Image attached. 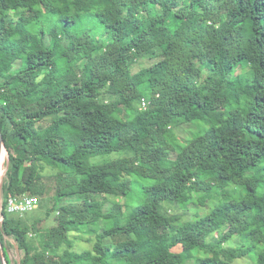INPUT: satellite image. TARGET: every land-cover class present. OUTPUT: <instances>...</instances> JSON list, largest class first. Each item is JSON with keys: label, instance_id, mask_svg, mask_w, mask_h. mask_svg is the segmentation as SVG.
Here are the masks:
<instances>
[{"label": "trees", "instance_id": "trees-1", "mask_svg": "<svg viewBox=\"0 0 264 264\" xmlns=\"http://www.w3.org/2000/svg\"><path fill=\"white\" fill-rule=\"evenodd\" d=\"M2 66L0 239L18 264H175L174 248L264 264V0H0ZM184 125L203 128L177 143ZM45 181L58 217L40 238L5 205Z\"/></svg>", "mask_w": 264, "mask_h": 264}, {"label": "rangeland", "instance_id": "rangeland-1", "mask_svg": "<svg viewBox=\"0 0 264 264\" xmlns=\"http://www.w3.org/2000/svg\"><path fill=\"white\" fill-rule=\"evenodd\" d=\"M172 26L171 29H173V22L170 24ZM83 28L84 27H90L91 28V24L84 22L83 23ZM92 32L93 33H97L98 29L97 28H92ZM25 43L20 44L18 47L24 45ZM21 51H19L17 54H19ZM156 61L155 60H148V59H143L141 60L140 64H142L143 67H148L151 66L152 64H154ZM4 66V65H3ZM3 66L0 69H5L7 66H5L3 68ZM237 74L240 72H236ZM49 121H46L44 123H42L41 125H45L48 124ZM118 125L121 127H125L127 126V122L122 118V116H119V120H118ZM191 125H184V127L179 128L178 130H176V142H183L184 140H186L187 138H190L192 135H196L198 133H200V130H202V126L198 127L197 125H193V127H190ZM192 128V130H191ZM116 156L118 157V154H112L111 158H116ZM6 158V157H5ZM4 158V162H3V166L1 171L6 169V159ZM99 161L102 160V158L98 159ZM5 178V176H4ZM4 180V179H3ZM42 183V181H41ZM44 187V189L46 190V193L44 194V199L43 198H38V206L36 207L35 210L31 211L30 214L24 215L22 217H20L21 220V226L24 228H27L28 231H30L31 229H39L38 231H40L39 233V237L43 238V232H49L52 227H54L57 224V212L53 211V207H54V200H53V195L55 194V184L53 181H45L42 185ZM253 194V192L251 193ZM2 195V194H1ZM114 200V201H113ZM74 201V200H72ZM108 204H115V205H120L122 204V199L121 198H108ZM212 203L208 202L207 206H211ZM190 206V208H189ZM188 206V210H185L183 212L180 211V213H182L184 215V218H190L193 216V214L195 213V211H197L198 213L204 214L206 213L208 210V207H201L198 206L195 207L194 204H190ZM197 208V210H196ZM263 212V205H259L257 207H255L251 214L249 215V219H253L255 216H260ZM73 216L69 215L67 216L66 220H70L72 219ZM17 219V218H15ZM100 228L104 227L103 223H99ZM223 230V228H222ZM30 235V232H29ZM216 235V233H215ZM67 239L68 241L71 242V247L70 250L74 251V252H83L85 250H90L95 242V234L93 233H84L82 231H71L69 232V234L67 235ZM42 240V239H40ZM2 245L5 246V248L7 249V254L10 260V264H18L20 261V252L18 251L17 248V244L15 242V240L11 237H7V236H3V239L1 240ZM234 242L236 244L239 243L238 239L234 240ZM65 248V246H63ZM172 256L174 258V260L176 261L175 264H188L190 261L188 259H186L185 254L181 251L180 248H174L172 249ZM192 255H196V253H193ZM190 256V255H189ZM234 264H253V262L249 259L246 258H242V259H238L235 260Z\"/></svg>", "mask_w": 264, "mask_h": 264}, {"label": "built area", "instance_id": "built-area-1", "mask_svg": "<svg viewBox=\"0 0 264 264\" xmlns=\"http://www.w3.org/2000/svg\"><path fill=\"white\" fill-rule=\"evenodd\" d=\"M38 199L36 197L14 198L9 197L6 201L5 211L8 214L23 215L36 209L38 206Z\"/></svg>", "mask_w": 264, "mask_h": 264}, {"label": "water", "instance_id": "water-1", "mask_svg": "<svg viewBox=\"0 0 264 264\" xmlns=\"http://www.w3.org/2000/svg\"><path fill=\"white\" fill-rule=\"evenodd\" d=\"M2 149H3V151L5 153V157H6L5 158L6 159V169L3 171L0 170V230H1V224L3 222V209H4V201H3V197L1 195V188L3 185V179H4V176L6 174V171L8 168V163H9L8 152H7V150L3 144V140H2V136H1V132H0V154H1ZM0 264H7L1 239H0Z\"/></svg>", "mask_w": 264, "mask_h": 264}, {"label": "bare ground", "instance_id": "bare-ground-1", "mask_svg": "<svg viewBox=\"0 0 264 264\" xmlns=\"http://www.w3.org/2000/svg\"><path fill=\"white\" fill-rule=\"evenodd\" d=\"M4 158H5V153H4L3 149H2L1 154H0V168L1 169H2V166H3Z\"/></svg>", "mask_w": 264, "mask_h": 264}]
</instances>
